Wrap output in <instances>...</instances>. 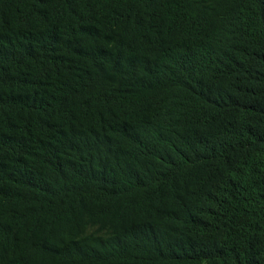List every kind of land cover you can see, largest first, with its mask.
<instances>
[{"label":"trees","instance_id":"trees-1","mask_svg":"<svg viewBox=\"0 0 264 264\" xmlns=\"http://www.w3.org/2000/svg\"><path fill=\"white\" fill-rule=\"evenodd\" d=\"M0 264H264V0H0Z\"/></svg>","mask_w":264,"mask_h":264}]
</instances>
